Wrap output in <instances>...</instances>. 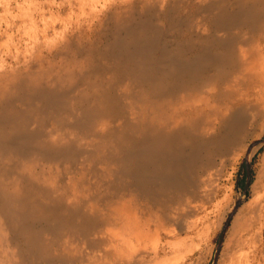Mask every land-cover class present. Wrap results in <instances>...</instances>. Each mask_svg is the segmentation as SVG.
Segmentation results:
<instances>
[{"label": "rangeland", "instance_id": "obj_1", "mask_svg": "<svg viewBox=\"0 0 264 264\" xmlns=\"http://www.w3.org/2000/svg\"><path fill=\"white\" fill-rule=\"evenodd\" d=\"M218 1L0 0V264H264V4Z\"/></svg>", "mask_w": 264, "mask_h": 264}, {"label": "bare ground", "instance_id": "obj_2", "mask_svg": "<svg viewBox=\"0 0 264 264\" xmlns=\"http://www.w3.org/2000/svg\"><path fill=\"white\" fill-rule=\"evenodd\" d=\"M264 14V13H263ZM262 141H264V140H259V141H256V142H254V143H252V146H254V145H258L259 143H261ZM166 145V144H165ZM250 148V147H249ZM160 154V153H159ZM188 165V164H187ZM160 170V169H159ZM161 173V172H160ZM255 202V199H253L252 201H250L249 203H248V206H250L251 204H253ZM239 204H240V200L239 201H237L236 202V204H235V206H234V209H233V211H232V213H230V215L228 216V219H227V221L225 222V224H224V226H223V228H222V231H221V238H222V235H223V232H224V230H225V228H226V226H227V223H228V220L230 219V217H231V215L233 214V212L236 210V208L239 206ZM219 249V246H217V250Z\"/></svg>", "mask_w": 264, "mask_h": 264}, {"label": "crops", "instance_id": "obj_3", "mask_svg": "<svg viewBox=\"0 0 264 264\" xmlns=\"http://www.w3.org/2000/svg\"><path fill=\"white\" fill-rule=\"evenodd\" d=\"M256 1L261 3V4H264V0H256ZM218 3L220 5L216 7L217 9L226 10V9H228L230 7V5H229L230 4V0H220V1H218ZM263 7H264V5H263ZM258 8L263 9L261 6L258 7Z\"/></svg>", "mask_w": 264, "mask_h": 264}, {"label": "water", "instance_id": "obj_4", "mask_svg": "<svg viewBox=\"0 0 264 264\" xmlns=\"http://www.w3.org/2000/svg\"><path fill=\"white\" fill-rule=\"evenodd\" d=\"M261 140H264V137H263V138H261Z\"/></svg>", "mask_w": 264, "mask_h": 264}]
</instances>
